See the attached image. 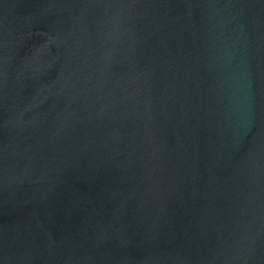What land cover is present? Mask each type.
<instances>
[{
    "label": "water",
    "instance_id": "95a60500",
    "mask_svg": "<svg viewBox=\"0 0 264 264\" xmlns=\"http://www.w3.org/2000/svg\"><path fill=\"white\" fill-rule=\"evenodd\" d=\"M0 264H264V0H0Z\"/></svg>",
    "mask_w": 264,
    "mask_h": 264
}]
</instances>
